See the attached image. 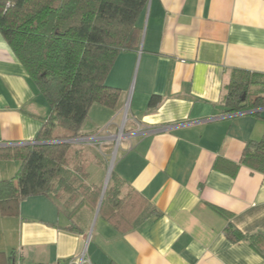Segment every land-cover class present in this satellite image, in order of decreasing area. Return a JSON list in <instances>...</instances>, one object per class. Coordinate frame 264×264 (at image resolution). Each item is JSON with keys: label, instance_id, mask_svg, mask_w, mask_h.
I'll return each instance as SVG.
<instances>
[{"label": "crops", "instance_id": "obj_1", "mask_svg": "<svg viewBox=\"0 0 264 264\" xmlns=\"http://www.w3.org/2000/svg\"><path fill=\"white\" fill-rule=\"evenodd\" d=\"M140 24V48L121 52L107 76L121 89L116 108L93 104L82 132L96 134L95 154L126 113L113 169L149 206L120 232L82 202L29 197L16 215L0 211V252L14 250L15 264L82 255L84 264H264L249 241L226 236L228 219L212 208L229 211L245 234L264 233V172L214 166L238 162L246 142L264 135V106L230 114L223 104L234 69L264 73V0H150ZM154 94L161 101L150 108ZM51 111L0 32V146L34 142ZM19 166L0 159V179ZM104 167L93 161L88 181L99 184Z\"/></svg>", "mask_w": 264, "mask_h": 264}, {"label": "trees", "instance_id": "obj_2", "mask_svg": "<svg viewBox=\"0 0 264 264\" xmlns=\"http://www.w3.org/2000/svg\"><path fill=\"white\" fill-rule=\"evenodd\" d=\"M149 1L0 0V32L52 109L34 143L0 146V159L20 161L13 177L0 179L2 215L18 214L21 202L37 195L65 198L66 208L78 200L98 206L103 186L88 181L96 155L61 140L84 136L93 104L116 108L121 89L109 85L107 76L121 52L140 48V20ZM160 101V95H152L149 107ZM223 104L230 114L264 106V73L234 69ZM240 165L264 172V135L246 142L238 162L219 157L214 164L232 174ZM148 206L147 198L113 169L100 216L125 232ZM212 208L228 219L224 232L231 241L247 240L264 255V233L245 234L229 211ZM14 254L0 252L7 264H15Z\"/></svg>", "mask_w": 264, "mask_h": 264}, {"label": "rangeland", "instance_id": "obj_3", "mask_svg": "<svg viewBox=\"0 0 264 264\" xmlns=\"http://www.w3.org/2000/svg\"><path fill=\"white\" fill-rule=\"evenodd\" d=\"M127 118H126V113H125V116L123 117V121L121 123V126H120V129H117L114 133V136L108 138L104 143H102L101 147H108L107 150H105L104 148L102 149L101 147L97 148V152L95 153L96 155V158L98 159V161L100 162H103L105 164V167L103 169V172L101 176H103V179H101V181H99L98 183L101 184L102 186L104 185L105 183V179H106V176H107V171H108V167H109V164L111 162H113L114 164V167L116 165V162L117 160L119 159V153L116 154V152L114 153L113 152V148L115 147L116 144L120 143L121 141H123L125 138H126V131L123 127H125V122H126ZM90 128V127H89ZM109 127L108 126H102V127H99V128H96V127H93L92 129V133H97V132H100V131H103V130H106L108 129ZM96 135V134H95ZM93 135L94 139L92 140H88V141H84V142H77L75 143V149H88L89 151L93 152V149H94V141H97L98 139H96V136ZM119 137H121L120 139H118ZM98 144H100L99 141H97ZM116 160V161H115ZM98 164V163H97ZM94 166H92V171H94ZM115 169V168H114ZM15 173H12L11 175H9L10 177H13ZM9 177V178H10ZM103 189V187H102ZM102 194V193H101ZM64 201H65V198H62L61 200H59V202H61L63 205H64ZM81 203L82 201L81 200H78L77 202L73 203L72 205L76 204V203ZM83 203V202H82ZM85 205H88L86 203H83ZM99 204V203H98ZM71 205V206H72ZM65 206V205H64ZM89 207H91L92 209H96L97 210V207H92L90 205H88Z\"/></svg>", "mask_w": 264, "mask_h": 264}, {"label": "built area", "instance_id": "obj_4", "mask_svg": "<svg viewBox=\"0 0 264 264\" xmlns=\"http://www.w3.org/2000/svg\"><path fill=\"white\" fill-rule=\"evenodd\" d=\"M92 139H94L93 135H85L82 137L69 139V142H72V143L78 142L79 143V142H84V141H88V140H92ZM84 261H85L84 255H82L80 258H68L65 261L59 260V261H56V262L51 263V264H84ZM40 264H46V263H40Z\"/></svg>", "mask_w": 264, "mask_h": 264}, {"label": "water", "instance_id": "obj_5", "mask_svg": "<svg viewBox=\"0 0 264 264\" xmlns=\"http://www.w3.org/2000/svg\"><path fill=\"white\" fill-rule=\"evenodd\" d=\"M61 141H69V140H61ZM34 142H32V143H34ZM113 168H114V164H113V162H111L109 164V167H108L107 176H106V179H105V183L103 185L102 194H101L100 201H99V204H98V207H97V210H96V214L99 213L100 206H101V203H102V199H103V196L105 194L106 188L108 186V183H109Z\"/></svg>", "mask_w": 264, "mask_h": 264}, {"label": "bare ground", "instance_id": "obj_6", "mask_svg": "<svg viewBox=\"0 0 264 264\" xmlns=\"http://www.w3.org/2000/svg\"><path fill=\"white\" fill-rule=\"evenodd\" d=\"M121 137H119L118 139H120Z\"/></svg>", "mask_w": 264, "mask_h": 264}]
</instances>
